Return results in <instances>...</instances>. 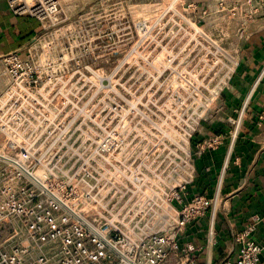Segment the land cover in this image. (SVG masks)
<instances>
[{
  "label": "built area",
  "instance_id": "1",
  "mask_svg": "<svg viewBox=\"0 0 264 264\" xmlns=\"http://www.w3.org/2000/svg\"><path fill=\"white\" fill-rule=\"evenodd\" d=\"M5 1L43 30L0 53V264H199L185 233L214 200L184 198L201 152L192 139L221 119L206 115L223 110L251 0H229L206 27L204 11L203 27L183 25L170 4L148 19L125 12L140 0H97L58 20L59 0ZM240 117L227 119L234 133ZM263 220L253 215L235 256L215 264H264L250 238Z\"/></svg>",
  "mask_w": 264,
  "mask_h": 264
},
{
  "label": "crops",
  "instance_id": "2",
  "mask_svg": "<svg viewBox=\"0 0 264 264\" xmlns=\"http://www.w3.org/2000/svg\"><path fill=\"white\" fill-rule=\"evenodd\" d=\"M94 1L59 0V15L68 17ZM42 30L39 20L13 14L6 1L0 0V53L21 49ZM219 102L221 119L204 123L193 136V147L201 152L195 160L193 180L184 192L185 200L194 194L214 200L211 209L185 233L186 240L200 247L199 264L234 257L238 248L235 235L253 215L264 217V26L253 30L242 45L230 87ZM239 113L234 133L235 127L227 119ZM213 136L220 137V142L206 147L204 143ZM250 238L264 245V220Z\"/></svg>",
  "mask_w": 264,
  "mask_h": 264
},
{
  "label": "rangeland",
  "instance_id": "3",
  "mask_svg": "<svg viewBox=\"0 0 264 264\" xmlns=\"http://www.w3.org/2000/svg\"><path fill=\"white\" fill-rule=\"evenodd\" d=\"M229 0H170V1H162V0H155V1H135V2H124V9L125 12L127 10L130 11H138L141 13L140 17H145L146 19L153 17L154 11H158L166 7L168 4H170V10L182 12L185 18L186 22H183V25L189 24L191 21L199 20L198 17L200 15H204L203 19L206 21L204 26H211L212 21L215 19L209 18L215 13H217L218 9H221V7L225 4H227ZM235 5L239 8L242 6L241 2H236ZM250 8L252 10L251 15V22H252V31L256 30V26L258 28L264 26V0H251ZM204 13L202 14V12ZM61 16L58 14L55 17V20L60 19ZM202 19V18H201ZM196 21V25L202 26V20ZM227 20V17L225 16V21ZM235 22V33L230 35L231 40L234 42V45H238L240 41L242 40V37L244 36L242 34V31L238 30V28L243 26L244 19L242 17H239L238 15L235 16L234 19ZM50 21L48 19H45V24H49ZM203 27V26H202ZM210 35V33H209ZM216 36L218 37L219 44L221 45V48H226L227 43V34L226 33H217ZM190 40L193 39L194 36H189ZM214 104V103H213ZM211 109V106L210 108ZM210 111V110H209ZM221 114H216L209 112L206 115V122L214 119L215 117H220Z\"/></svg>",
  "mask_w": 264,
  "mask_h": 264
},
{
  "label": "bare ground",
  "instance_id": "4",
  "mask_svg": "<svg viewBox=\"0 0 264 264\" xmlns=\"http://www.w3.org/2000/svg\"><path fill=\"white\" fill-rule=\"evenodd\" d=\"M29 1H33V0H29Z\"/></svg>",
  "mask_w": 264,
  "mask_h": 264
}]
</instances>
